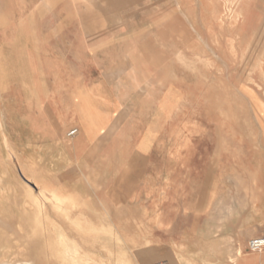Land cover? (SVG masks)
<instances>
[{
  "label": "rangeland",
  "instance_id": "1",
  "mask_svg": "<svg viewBox=\"0 0 264 264\" xmlns=\"http://www.w3.org/2000/svg\"><path fill=\"white\" fill-rule=\"evenodd\" d=\"M254 238L264 0H0V264H264Z\"/></svg>",
  "mask_w": 264,
  "mask_h": 264
},
{
  "label": "bare ground",
  "instance_id": "2",
  "mask_svg": "<svg viewBox=\"0 0 264 264\" xmlns=\"http://www.w3.org/2000/svg\"><path fill=\"white\" fill-rule=\"evenodd\" d=\"M48 33V32H47ZM46 37V35H45ZM147 57V56H146ZM146 59V58H145ZM2 198V197H1ZM7 199V198H6ZM253 201V199H252ZM244 202V201H243ZM247 202V201H246ZM245 203V202H244ZM62 205V202L57 204V208ZM18 227V226H17ZM11 236V235H10ZM242 256V252L240 249H237L234 253V257H230L229 259L231 261H234V259H238ZM252 258L251 256H248ZM57 260L61 262H72L73 264H79L80 258L76 255V250H69L67 247L59 252L58 255L55 256ZM75 260V261H74ZM19 261H15L12 264H19ZM23 264H28L27 262H23Z\"/></svg>",
  "mask_w": 264,
  "mask_h": 264
},
{
  "label": "built area",
  "instance_id": "3",
  "mask_svg": "<svg viewBox=\"0 0 264 264\" xmlns=\"http://www.w3.org/2000/svg\"><path fill=\"white\" fill-rule=\"evenodd\" d=\"M74 134L75 131L73 130L70 131L68 135L73 136ZM248 249L254 253L262 251L264 249V238H254L249 240Z\"/></svg>",
  "mask_w": 264,
  "mask_h": 264
},
{
  "label": "crops",
  "instance_id": "4",
  "mask_svg": "<svg viewBox=\"0 0 264 264\" xmlns=\"http://www.w3.org/2000/svg\"><path fill=\"white\" fill-rule=\"evenodd\" d=\"M47 2H49V3H50V2H51V0H47Z\"/></svg>",
  "mask_w": 264,
  "mask_h": 264
}]
</instances>
